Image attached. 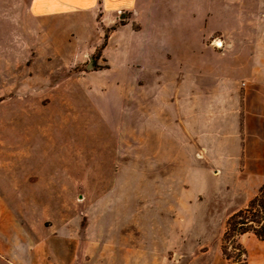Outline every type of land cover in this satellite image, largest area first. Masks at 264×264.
Masks as SVG:
<instances>
[{
  "label": "rangeland",
  "instance_id": "374dc122",
  "mask_svg": "<svg viewBox=\"0 0 264 264\" xmlns=\"http://www.w3.org/2000/svg\"><path fill=\"white\" fill-rule=\"evenodd\" d=\"M31 37L27 0H0V178L20 174L31 184L1 186L0 204L17 211L24 201L27 214L17 216L39 229L37 238H74L83 248L74 264L233 263L220 253L225 222L264 184L248 174L249 161L227 158L236 144L188 146L178 129L174 144L158 136L143 143L134 75L104 74L97 52L83 63L63 61ZM171 101L155 98L163 123ZM201 115L193 114V137ZM44 183L53 184L42 191ZM35 242L41 264L71 263L53 242ZM87 247L96 249L87 255Z\"/></svg>",
  "mask_w": 264,
  "mask_h": 264
},
{
  "label": "crops",
  "instance_id": "0c3cea01",
  "mask_svg": "<svg viewBox=\"0 0 264 264\" xmlns=\"http://www.w3.org/2000/svg\"><path fill=\"white\" fill-rule=\"evenodd\" d=\"M105 31L103 72L115 80L134 75L143 143H155L158 136L174 144L177 129L188 146L220 144L226 151L233 143L227 158H243L248 174L264 176V0H27V33L37 47L53 50L63 61L85 62L102 45ZM164 95L172 101L163 107V123L155 98ZM197 111L202 115L193 137ZM209 112L216 117L213 132L207 130ZM164 124L170 130L161 135ZM52 184L40 188L48 191ZM17 186L23 191L31 184L20 174L0 178L5 192ZM16 210L0 204V264H41L33 256V239L53 242L71 257L67 264H74L72 257L83 250L74 238H37L39 229L33 233L28 218L27 228L21 226L17 216L27 214L26 203ZM245 236L239 242L247 263L264 264V242L252 235L254 241L245 242ZM125 246L121 252L127 254Z\"/></svg>",
  "mask_w": 264,
  "mask_h": 264
},
{
  "label": "trees",
  "instance_id": "16d2710c",
  "mask_svg": "<svg viewBox=\"0 0 264 264\" xmlns=\"http://www.w3.org/2000/svg\"><path fill=\"white\" fill-rule=\"evenodd\" d=\"M108 31H105L102 45L97 49L99 54L105 45ZM251 234L264 242V184L247 206L236 211L225 222L221 238L220 253L225 261L234 260L231 264H248L247 252L239 239Z\"/></svg>",
  "mask_w": 264,
  "mask_h": 264
},
{
  "label": "built area",
  "instance_id": "2783aa9c",
  "mask_svg": "<svg viewBox=\"0 0 264 264\" xmlns=\"http://www.w3.org/2000/svg\"><path fill=\"white\" fill-rule=\"evenodd\" d=\"M118 15H119V17L121 18V20H125L126 19V16H125V14L124 13H122V12H118Z\"/></svg>",
  "mask_w": 264,
  "mask_h": 264
},
{
  "label": "water",
  "instance_id": "95a60500",
  "mask_svg": "<svg viewBox=\"0 0 264 264\" xmlns=\"http://www.w3.org/2000/svg\"><path fill=\"white\" fill-rule=\"evenodd\" d=\"M91 65L89 64L88 67H90Z\"/></svg>",
  "mask_w": 264,
  "mask_h": 264
}]
</instances>
